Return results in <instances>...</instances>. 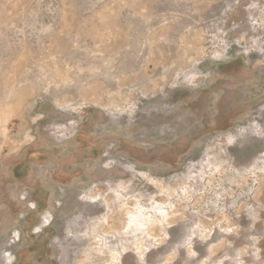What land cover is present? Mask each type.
<instances>
[{
	"label": "rangeland",
	"instance_id": "obj_1",
	"mask_svg": "<svg viewBox=\"0 0 264 264\" xmlns=\"http://www.w3.org/2000/svg\"><path fill=\"white\" fill-rule=\"evenodd\" d=\"M0 264H264V0H0Z\"/></svg>",
	"mask_w": 264,
	"mask_h": 264
},
{
	"label": "bare ground",
	"instance_id": "obj_2",
	"mask_svg": "<svg viewBox=\"0 0 264 264\" xmlns=\"http://www.w3.org/2000/svg\"><path fill=\"white\" fill-rule=\"evenodd\" d=\"M113 254V253H112Z\"/></svg>",
	"mask_w": 264,
	"mask_h": 264
}]
</instances>
